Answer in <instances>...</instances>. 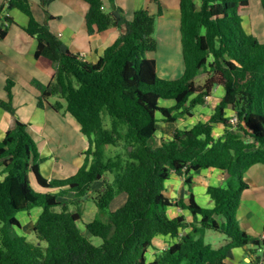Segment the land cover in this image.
Returning a JSON list of instances; mask_svg holds the SVG:
<instances>
[{"label": "trees", "instance_id": "16d2710c", "mask_svg": "<svg viewBox=\"0 0 264 264\" xmlns=\"http://www.w3.org/2000/svg\"><path fill=\"white\" fill-rule=\"evenodd\" d=\"M38 1L50 5L56 0ZM84 1L89 5V34L125 29L96 63L71 52L47 23H40L29 0H9L0 8V38L15 23L4 13L18 9L29 18L24 30L37 40L36 58L45 57L56 66L51 83L34 82L38 107L45 109L49 99L57 97L52 108L72 115L89 141L83 165L74 175L48 181L40 172L42 158L28 124L15 116V83L7 80L8 99H0V107L15 118L0 141V264H147L159 235L180 239L152 264H226L233 250L244 246L256 263L264 257L259 251L264 236L250 235L237 219L248 188L244 175L264 165V43L245 30L240 14L250 0H180L184 72L166 83L158 76L156 60L148 56L158 48L160 0H148L158 4L156 14L140 9L131 20L118 8L107 12L106 0ZM260 2L264 9V0ZM47 17L52 18L49 13ZM219 88L224 95L207 122L176 129L170 141L150 145L158 123L174 124L181 115L192 116ZM162 101L174 105L165 107ZM228 109L237 116L236 125ZM219 124L224 133L216 138ZM109 147L117 151L112 154ZM209 168L223 170L227 181L226 187H209L213 207L200 206L191 195L188 205L177 204L190 210L193 222L184 216L170 219L166 210L173 201L165 189L172 172L191 185L196 172ZM32 174L44 191L35 188ZM121 194L127 195L126 202L112 211V201ZM68 195L75 201H63ZM84 197L99 210L89 221L80 208L70 209L71 204L79 207ZM34 207L42 213L30 241L11 229L22 228L18 214ZM208 231L224 235L223 246L208 243Z\"/></svg>", "mask_w": 264, "mask_h": 264}, {"label": "crops", "instance_id": "0c3cea01", "mask_svg": "<svg viewBox=\"0 0 264 264\" xmlns=\"http://www.w3.org/2000/svg\"><path fill=\"white\" fill-rule=\"evenodd\" d=\"M8 1L0 0V8H6ZM29 1L35 18L40 23H47L50 30L67 45L71 52L80 55L83 60L91 63L98 62L105 50L125 30L112 28L102 33L94 32L89 34L86 25V14L89 10V5L84 0H56L50 5H42L38 0ZM259 4L262 8L260 0ZM160 5L162 16L157 19L156 28L158 48L156 52L148 54L150 58L156 60L157 65L156 55L159 51V55H169V57H176L177 55L180 58L183 56L180 32V0H160ZM152 6L153 3L148 0H114V4L108 2V0L105 1V10L107 12L118 8L129 20L140 9H148L152 14L157 13L158 9L154 11L155 13L150 10ZM249 8L245 10L249 12ZM48 13L52 18L47 17ZM4 14L12 17L15 23L8 26L6 37L4 39L0 38V99H8L5 86L7 80L12 79L15 83L13 89V102L16 107L15 116L28 124V132L36 140L42 158L40 162L42 176L48 181L55 178L70 177L83 165L84 153L89 148L88 138L81 133L80 126L72 115H64L61 112L54 111L52 104L59 100L57 97L50 98L45 109L38 107L39 91L33 86L34 82L42 85L51 83L55 75L56 66L45 57L36 58L37 40L24 30V27L28 25L29 18L18 9H12ZM246 31L256 36L261 42L260 32L255 24H251L249 31ZM223 95L224 90L222 88L216 89L213 95L208 98V101L204 105L199 106L201 107L200 111L208 106L211 99L216 97L215 103L212 105L214 109ZM164 103L162 105L165 107L174 105L173 101ZM195 109L192 114H194ZM213 109L210 110L209 114H204V116L206 115L207 118H210ZM233 114V110H227L228 117ZM14 118L12 114L0 107V141L4 139L6 131L13 126ZM33 121H37V123ZM166 124L168 125V123ZM191 126L187 128H191ZM223 133V125L215 126L214 135L216 138L221 137ZM31 180L37 190L44 191L36 185L34 174L31 175ZM244 180L248 184V188L243 192L237 219L243 230L254 237L262 238L264 236V165L253 166L244 175ZM211 186H227L223 170L216 168L202 169L192 176L191 185L186 183L185 177L172 172L170 179L166 182L165 189L166 196L173 201V205L168 210V217L174 219L184 216L188 222H193L194 216L190 210L180 207L177 203L188 205L191 195H194L196 202L200 206L212 208L214 203L208 193V189ZM98 187L97 184L95 189ZM72 200L75 201L72 195H68L63 199V201L69 202ZM126 200V194L118 195L112 201L110 209L112 211L118 209ZM86 201L89 202L90 200L84 197L82 202ZM77 208L82 210L86 221L98 216L99 210L93 201H91L86 210L81 204ZM71 210L74 209L71 208ZM41 213L42 208L40 207H34L30 211L19 213L18 218L21 221L23 233H26L25 225L28 226L33 223L34 226ZM24 220H26V223ZM190 230L181 231V234H187ZM217 234L220 233L207 232L206 237L210 235L217 242L216 238H220V235ZM179 239L172 238L169 235H159L154 238L153 247L147 254V264H152L162 250L173 245ZM224 241L225 239H222L218 242V245L213 246L219 248L223 246ZM95 242L99 243L98 240H95ZM241 258H243L245 264H250L252 258H254L248 246L235 248L233 257L227 259L226 264H239Z\"/></svg>", "mask_w": 264, "mask_h": 264}, {"label": "rangeland", "instance_id": "374dc122", "mask_svg": "<svg viewBox=\"0 0 264 264\" xmlns=\"http://www.w3.org/2000/svg\"><path fill=\"white\" fill-rule=\"evenodd\" d=\"M152 3H153V6L150 8V10L153 13H155L154 11H156L158 9L157 8L158 4L157 3L154 4L153 1H152ZM148 7H149V4H148ZM249 7H250L249 12L246 11L245 9L240 12V14L242 16L243 26L246 30L249 31V26L251 24L252 25L255 24L257 27V30H259V32H260V40L262 43H264V9L261 8V6L259 4V0H250V6ZM260 10H261V12H260ZM161 51H163V50H161ZM159 52L156 55V58L158 60L157 72H158L159 78L161 80H164L165 83L167 81L177 80V79L181 78L183 76V72H184L183 56H182V58H180L177 55H176V57H169V55H159ZM204 81H205V75L203 74L199 77L198 82L200 84L201 83L203 84ZM215 100H216V97L214 99H211L208 106L206 108H204L202 111H200L201 107L198 106L195 109L193 116L185 115V114L179 116V119L176 122L177 124L175 123L176 125L175 124L174 125H172V124L167 125L164 122L158 123V125L160 126L159 131L155 135V138L150 142L151 143L150 145L152 147H155V148L158 146H161L163 143H166L173 138V134H174L176 129H186L189 126L198 123L199 121L204 120V122H206L207 120H209V117L207 118L206 115L204 116V114H209L210 110L213 109L212 105L215 103ZM53 102H55V101H53ZM164 102H166V101H162V104H165ZM64 103H65V101H64ZM63 114L65 115V114H69V113H63ZM205 118H207V119L205 120ZM33 122L37 123V121H33ZM162 125H164V126H162ZM107 149H108V151L112 152V154H114L117 151V149L115 147H109ZM35 183H36V181H35ZM36 185H37V183H36ZM72 201H74V200H72ZM91 201L92 200H90L89 202L88 201H86L84 203L82 202L81 206H83L84 209L86 210L88 208V205L91 203ZM71 208L75 210L77 208V204H71L70 209ZM168 210H169V208H167V210H166L167 216H168ZM24 222L26 223V220H24ZM0 226H1V223H0ZM33 227H34L33 223H30L28 226L25 225L26 233H23L22 228L18 229L15 227L13 229H11V232L13 234H24L25 236L28 237V239L30 241H32L34 238ZM209 232L213 233L212 231H208V233ZM86 233H87V231H86ZM217 235H220V238L215 237L217 242H215L214 241L215 239L211 238L210 235H208L206 237V241L208 243H211L214 246L218 245V242H220V240H222V239H225L224 238L225 236L222 234H217ZM239 264H245L243 258L240 259Z\"/></svg>", "mask_w": 264, "mask_h": 264}, {"label": "built area", "instance_id": "2783aa9c", "mask_svg": "<svg viewBox=\"0 0 264 264\" xmlns=\"http://www.w3.org/2000/svg\"><path fill=\"white\" fill-rule=\"evenodd\" d=\"M231 122L236 125L238 123V118L237 116L235 115V113L231 116ZM260 252H262V254H264V245L262 247V249L260 248L259 249ZM255 260V258H254ZM250 264H264V257L263 258H260L259 260H257L256 263H253L252 261L250 262Z\"/></svg>", "mask_w": 264, "mask_h": 264}]
</instances>
